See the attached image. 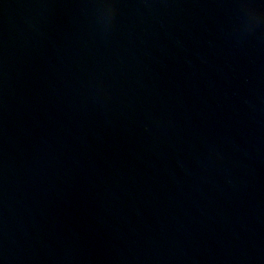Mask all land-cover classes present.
Listing matches in <instances>:
<instances>
[{
    "label": "water",
    "instance_id": "obj_1",
    "mask_svg": "<svg viewBox=\"0 0 264 264\" xmlns=\"http://www.w3.org/2000/svg\"><path fill=\"white\" fill-rule=\"evenodd\" d=\"M0 264H264V0H0Z\"/></svg>",
    "mask_w": 264,
    "mask_h": 264
}]
</instances>
